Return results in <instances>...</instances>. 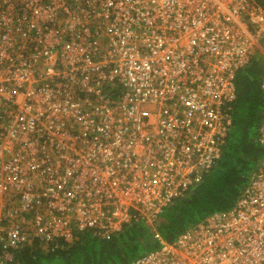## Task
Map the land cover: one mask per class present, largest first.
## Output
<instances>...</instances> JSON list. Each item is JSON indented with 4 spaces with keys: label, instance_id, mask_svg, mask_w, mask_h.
I'll list each match as a JSON object with an SVG mask.
<instances>
[{
    "label": "built area",
    "instance_id": "2783aa9c",
    "mask_svg": "<svg viewBox=\"0 0 264 264\" xmlns=\"http://www.w3.org/2000/svg\"><path fill=\"white\" fill-rule=\"evenodd\" d=\"M257 50V0H0V257L154 226L220 159ZM153 231L123 264H264V157L230 207Z\"/></svg>",
    "mask_w": 264,
    "mask_h": 264
},
{
    "label": "trees",
    "instance_id": "16d2710c",
    "mask_svg": "<svg viewBox=\"0 0 264 264\" xmlns=\"http://www.w3.org/2000/svg\"><path fill=\"white\" fill-rule=\"evenodd\" d=\"M257 1L264 4V0ZM253 58L252 56L250 63L239 71L251 65ZM239 84L238 87L235 84L237 97L233 105L232 126L220 159L194 188L165 208L155 226H150L143 220H132L110 238L93 236L90 231H82L72 243H65L54 249H46L39 240H31L12 249V260L0 257V264H43L54 258L64 259V264H123L136 258H131L126 249L135 251L141 244L146 252L158 246L159 243L154 238V227L164 239L172 241L178 233L199 223L208 214L230 207L247 183L243 179H249L255 169V163L253 167L247 166L249 157H256V161L264 151L257 140V134L253 144L249 137L252 125L249 118L261 116V122L264 107L258 113L256 98L252 99L246 92L249 85L243 80ZM256 94L260 96V104L264 103L260 82ZM232 127L240 128L237 139L233 137Z\"/></svg>",
    "mask_w": 264,
    "mask_h": 264
},
{
    "label": "rangeland",
    "instance_id": "374dc122",
    "mask_svg": "<svg viewBox=\"0 0 264 264\" xmlns=\"http://www.w3.org/2000/svg\"><path fill=\"white\" fill-rule=\"evenodd\" d=\"M253 57L254 58H253L252 64L249 65L247 68L239 71L236 74L235 84L237 83V87H238V86H240L239 82H241L243 80L245 82V84L249 85L248 91H246V92L250 94V97L252 99L256 98L255 99V102H257L256 109L258 110L257 112L260 113L259 110H261V108L264 107V103L262 102L260 104V100H259L260 96L256 94V90H257V86L259 85V82L261 80L262 74L264 72V64H262V56L258 52V50L253 53ZM251 120H252V122H251L252 125H251V129L249 131V137L252 139L251 143L253 144L255 141L256 134H257L258 125H259L260 120H261V116L249 118V121H251ZM232 129H233V131H232L233 137H235L237 139V137H238L237 134L239 135V133H240L239 129L240 128H233L232 127ZM239 139H241V137H239ZM231 141H234V140L231 139ZM227 142H228V139H227ZM225 146H224V148H225ZM239 147H240V144H239ZM224 148H223V150H224ZM263 157H264V151L256 159V161H255L256 157H252V158L249 157L248 162H247V166L253 167L254 163H255V169L258 168L259 165L261 164V159ZM243 181L248 182L249 179H243ZM144 251H145L144 247L141 244L136 247L135 251H130V250L126 249V252L130 253L131 258H134V257H137V256L143 254ZM131 252H133V253H131ZM63 260L64 259H62V258H54L53 260L45 261L43 264H64Z\"/></svg>",
    "mask_w": 264,
    "mask_h": 264
},
{
    "label": "crops",
    "instance_id": "0c3cea01",
    "mask_svg": "<svg viewBox=\"0 0 264 264\" xmlns=\"http://www.w3.org/2000/svg\"><path fill=\"white\" fill-rule=\"evenodd\" d=\"M13 255H14V253H13Z\"/></svg>",
    "mask_w": 264,
    "mask_h": 264
}]
</instances>
